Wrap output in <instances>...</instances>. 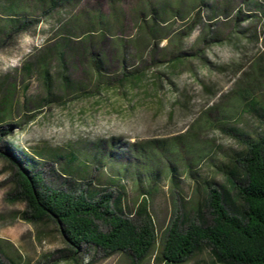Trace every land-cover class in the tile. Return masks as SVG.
<instances>
[{
  "label": "rangeland",
  "instance_id": "obj_1",
  "mask_svg": "<svg viewBox=\"0 0 264 264\" xmlns=\"http://www.w3.org/2000/svg\"><path fill=\"white\" fill-rule=\"evenodd\" d=\"M255 1L0 0V253L18 264H131L87 247L72 255L53 223L23 221L25 206L7 200L17 153L49 187L111 192L127 215L151 193L159 239L207 183L228 186L218 165L239 150L232 130H264L247 108L264 107ZM14 15L30 22L21 34L7 32ZM157 252L139 264H158ZM185 264L215 263L205 250Z\"/></svg>",
  "mask_w": 264,
  "mask_h": 264
},
{
  "label": "trees",
  "instance_id": "obj_2",
  "mask_svg": "<svg viewBox=\"0 0 264 264\" xmlns=\"http://www.w3.org/2000/svg\"><path fill=\"white\" fill-rule=\"evenodd\" d=\"M33 1L38 7L53 9L61 0ZM255 7L264 16V0H256ZM14 9H18L16 2L8 11L16 13ZM25 17L14 15L6 20L8 34L23 33L30 23ZM44 84L49 86L46 71ZM254 100L247 108L261 113L264 125V107ZM232 133L239 150L218 165L228 186L207 183L203 201L192 213L176 210L160 239L148 209L151 193L127 215L120 198L111 192L49 187L24 153L8 159L14 188L7 200L25 206L20 218L29 224L53 223L72 255L87 247L106 257L124 253L131 264H139L157 248L158 264H185L208 250L215 264H264V130L254 136ZM0 264L18 263L0 253Z\"/></svg>",
  "mask_w": 264,
  "mask_h": 264
}]
</instances>
